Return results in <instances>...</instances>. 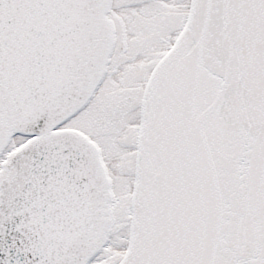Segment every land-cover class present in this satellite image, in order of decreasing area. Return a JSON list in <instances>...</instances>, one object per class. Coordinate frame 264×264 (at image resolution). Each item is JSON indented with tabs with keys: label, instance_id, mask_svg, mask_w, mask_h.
Here are the masks:
<instances>
[{
	"label": "snow or ice",
	"instance_id": "obj_1",
	"mask_svg": "<svg viewBox=\"0 0 264 264\" xmlns=\"http://www.w3.org/2000/svg\"><path fill=\"white\" fill-rule=\"evenodd\" d=\"M0 264H264V0H0Z\"/></svg>",
	"mask_w": 264,
	"mask_h": 264
}]
</instances>
